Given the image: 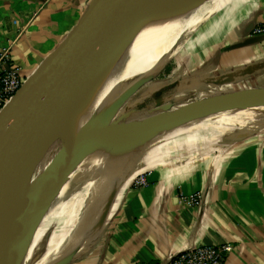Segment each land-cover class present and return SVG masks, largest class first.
Instances as JSON below:
<instances>
[{"label":"crops","instance_id":"obj_1","mask_svg":"<svg viewBox=\"0 0 264 264\" xmlns=\"http://www.w3.org/2000/svg\"><path fill=\"white\" fill-rule=\"evenodd\" d=\"M92 1L0 0V51L11 48L30 76ZM260 23L264 0H230L189 39L179 79L164 84L177 81L165 87L168 95L206 82L211 95L264 86ZM158 81L144 87L152 90ZM259 111L246 127L189 122L162 137L125 172L97 240L69 264H170L186 249L223 244L232 245L223 264H264V109ZM174 136L180 140L164 141ZM148 168L147 182L133 185L130 177ZM195 192L202 196L199 205L185 200Z\"/></svg>","mask_w":264,"mask_h":264},{"label":"water","instance_id":"obj_2","mask_svg":"<svg viewBox=\"0 0 264 264\" xmlns=\"http://www.w3.org/2000/svg\"><path fill=\"white\" fill-rule=\"evenodd\" d=\"M173 1L93 0L62 42L0 111V264H23L42 221L101 133L135 121L131 133L154 134L210 111L264 105V86H259L212 94L184 104L177 102L178 107L167 100L162 111L140 120L122 118L115 126L111 124L127 99L154 80L144 78L124 90L112 106L113 113L107 112L99 127L91 128L92 95L102 76L150 18ZM176 84L177 81L162 86L152 99L156 101L155 96L164 99L168 96L167 88ZM62 136V146L36 174L53 144ZM117 190L99 219L98 236ZM70 257L57 264H68Z\"/></svg>","mask_w":264,"mask_h":264},{"label":"bare ground","instance_id":"obj_3","mask_svg":"<svg viewBox=\"0 0 264 264\" xmlns=\"http://www.w3.org/2000/svg\"><path fill=\"white\" fill-rule=\"evenodd\" d=\"M229 1L175 0L165 9L153 15L124 53L109 66L107 72L102 76L100 84L92 95L89 116L91 128L99 127L110 106L131 83L148 69H153L154 66L159 67L168 60L183 41L197 29L196 27L202 20L212 16ZM210 115L211 111L201 117L205 118ZM135 125V121H132L118 125L110 129V132L101 133L83 161L84 163L90 158V170L93 173L91 176L97 179V183L108 194L119 188L124 182L123 176L128 171L127 166L131 163L135 164L136 160L159 135L153 133L134 135L130 131ZM122 130L126 131L122 132ZM46 165L47 163L37 170L36 174ZM141 172L143 171L132 175L131 181ZM94 233L91 229L85 230L77 226L64 240L60 255L53 254L52 258L41 264H57L69 258Z\"/></svg>","mask_w":264,"mask_h":264},{"label":"rangeland","instance_id":"obj_4","mask_svg":"<svg viewBox=\"0 0 264 264\" xmlns=\"http://www.w3.org/2000/svg\"><path fill=\"white\" fill-rule=\"evenodd\" d=\"M212 16L208 17L205 20H202L199 26L196 27L197 29H195L193 33H191L187 37V39L183 41L181 46L162 65H160L159 67L154 66L153 69H148L146 72L142 73V75H140L139 78L136 79L138 80L144 78H152V80L156 79V81L157 80H162V81L161 82L158 81L157 87L154 88V90H152L149 95L147 94L148 91L151 90L150 85L143 87L142 89H140V91H138L137 93L132 95L129 99H127V101L118 110L117 114L111 119V124H114L115 126L117 121L122 118L125 121H128V119L140 120L150 114L162 111L165 109L167 100L170 101L171 103H174L175 107H178L179 105L176 104L177 102L180 104L189 103L192 100L200 99L211 95L209 92H206L209 89V86L207 85L206 82L203 83L202 86L199 85L193 87L192 91L190 92L185 91L184 94L182 95L180 94L174 96L165 95L164 99L162 98L158 99V97L155 96L157 100L155 99L156 101H154V99H152L154 93L162 86H164V84H167V82L169 81H174L179 79L180 70L182 68L181 63H179V59L180 58L183 59L186 56H188L187 44L189 39L200 30V27L203 26V24H207V22H209ZM260 26L264 27V23H260ZM197 48L198 46H196L195 50H197ZM198 51L200 52V50ZM174 92H177V88L172 90L171 95ZM168 93L169 92H166V94ZM140 99H143L145 101L144 103H142V105L140 104V102L143 100ZM157 103L159 105H157ZM113 104L110 106L108 113L109 112L113 113L112 110ZM260 109H264V105L249 104V105L233 106L224 109H218L211 111V115L209 117H205V118L196 117L190 121L172 125L165 129L159 130V132L157 131L154 133L156 135L158 134L159 135L150 144L151 146H149L143 152L144 154L143 153L141 154V156L136 160L135 164L131 163L130 165H128L127 169L129 170L133 166L136 167V165L140 164L141 161L145 160V159L141 160L140 158L141 157L143 158L144 156L146 158V156L149 155V153L155 148L157 143L160 140H162L161 139L162 137L167 136L168 134H175L178 128L188 124L189 122H194L196 123V125L198 124L208 125L210 123L214 124L216 122H221L224 125H226L228 123H231L233 120H235L233 121V123H238V125H236L237 127H243V126L246 127V120L249 119L248 117L250 116L252 117L253 115H257L256 113H260L259 111ZM176 140L179 141L180 137L174 136L171 138L167 137L164 139V141H171L170 145H172V142H175ZM63 142H64L63 136L59 137L56 140V142L51 147L47 157L44 159L38 170L41 169V167H43L53 158V156L62 146ZM173 147L178 148V144ZM172 153L174 154L175 151H173ZM87 161L83 163V165L79 168V170L68 182V184L64 187L60 195L53 203L50 211L42 221V224L40 225V229L37 231L36 235L34 236L30 250L27 253L23 264H41L43 261L52 258L53 254L60 255L61 247L64 243V240L71 233V231H73L77 226L85 230L91 229L96 234H94L90 239H88L84 243V245H82L79 248V252L77 254L70 257L69 263L81 258V256H83V254L88 252L90 247L97 240V236H98L97 230L100 225L99 219L103 214V211L110 197L113 195L114 191L110 192L109 194L104 191V188L97 183L96 181L97 179L91 176L92 172L90 170V164H89L90 158H88ZM139 171H143V172L138 174L132 180V183L135 186H140V183L137 182L140 176H143L145 178V182H147V180L149 179L148 175L152 172L150 168Z\"/></svg>","mask_w":264,"mask_h":264},{"label":"built area","instance_id":"obj_5","mask_svg":"<svg viewBox=\"0 0 264 264\" xmlns=\"http://www.w3.org/2000/svg\"><path fill=\"white\" fill-rule=\"evenodd\" d=\"M264 27L258 26L256 31L262 32ZM27 76L22 73L21 67L15 63L11 48L0 51V111L12 99L15 93L25 82ZM145 184V178L140 176L137 181ZM190 204L199 205L202 196L195 192L185 199ZM231 244L200 245L186 249L176 254L170 264H223L228 253L231 252Z\"/></svg>","mask_w":264,"mask_h":264}]
</instances>
